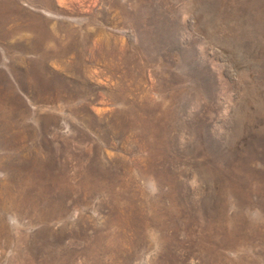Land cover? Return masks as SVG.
Here are the masks:
<instances>
[{
  "label": "rangeland",
  "instance_id": "rangeland-1",
  "mask_svg": "<svg viewBox=\"0 0 264 264\" xmlns=\"http://www.w3.org/2000/svg\"><path fill=\"white\" fill-rule=\"evenodd\" d=\"M0 264H264V0H0Z\"/></svg>",
  "mask_w": 264,
  "mask_h": 264
}]
</instances>
